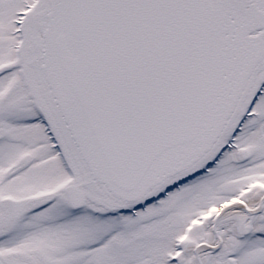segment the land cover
<instances>
[{
    "label": "snow or ice",
    "instance_id": "snow-or-ice-1",
    "mask_svg": "<svg viewBox=\"0 0 264 264\" xmlns=\"http://www.w3.org/2000/svg\"><path fill=\"white\" fill-rule=\"evenodd\" d=\"M0 264H264V0H0Z\"/></svg>",
    "mask_w": 264,
    "mask_h": 264
}]
</instances>
